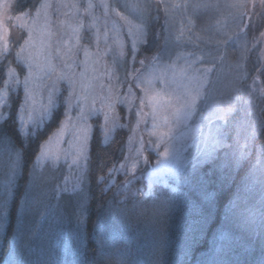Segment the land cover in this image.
<instances>
[{
	"label": "trees",
	"instance_id": "16d2710c",
	"mask_svg": "<svg viewBox=\"0 0 264 264\" xmlns=\"http://www.w3.org/2000/svg\"><path fill=\"white\" fill-rule=\"evenodd\" d=\"M243 1L241 17L237 14L240 27L237 21L234 29L226 32H237L247 44L238 78L232 84L236 87L223 105L229 107L230 113L218 129L221 147L203 163L194 155L188 156L178 177L150 185L138 178L125 188L118 179L110 183V173L120 158L128 130L121 127L104 139L100 119L96 118L88 143L83 173L86 175L81 177L79 191L72 194L66 188L60 189L55 196L50 192L57 184L53 183V173L48 174L46 168L39 172L35 166L39 147L64 117L63 106L58 104L51 119L38 130L19 134L16 115L21 93L11 94L0 114V135L13 142L0 143V209L4 208L6 193L8 203L7 216L0 211V264H11L13 258L20 264H81L85 250L87 264H262L264 1ZM34 2L20 0L10 15H18L21 7ZM160 3L148 2L153 19L145 32L153 36L140 46L131 67L127 65L126 50L121 67L124 72L140 69V60H145V65L162 48L165 11ZM9 21L12 43L16 45L22 33ZM9 62L0 63V89L5 81L3 64ZM253 130L255 137L251 136ZM13 146L16 152H22L15 179ZM259 167L254 182V170ZM171 187H176L177 192H170ZM164 192L168 193V203L146 215L117 211L128 193H135L138 200H147L153 193ZM81 194L87 204L83 225L74 214ZM252 214L256 224L245 229ZM78 230L83 235H78Z\"/></svg>",
	"mask_w": 264,
	"mask_h": 264
},
{
	"label": "rangeland",
	"instance_id": "374dc122",
	"mask_svg": "<svg viewBox=\"0 0 264 264\" xmlns=\"http://www.w3.org/2000/svg\"><path fill=\"white\" fill-rule=\"evenodd\" d=\"M161 1L160 5L163 6L165 11V23L163 24V43L162 48L158 53L152 55L148 62L143 66H140L138 73L141 75H148L150 72L158 71L161 67L166 65H173L177 71L181 67H186L185 60H196L195 67L201 70V73L207 71L206 83L203 86V94L200 99L197 100V108L192 120L187 123L177 122L171 116V110L167 113H161L160 123H163L165 115L169 116V128L171 132L164 137L169 147L168 156L164 155V144L159 141L158 136L150 135L154 129L152 127V117L149 115L137 123V117L135 111L130 114L121 107L118 109L119 114L122 117V127L128 130V136L123 146L122 152H120V158L115 168L120 169V165L127 163L126 170H120L118 172H111L112 178L110 183H114L115 179L122 182L125 185L128 180H131L132 184L138 178H144L149 185L152 182L158 180H170L176 176L170 171L176 159H187L188 156L199 155V152L204 147L205 138H217L219 136V130L223 119L230 113V109L225 105L226 99L230 96L232 88L236 87L232 85L238 78V67L241 65V60L244 56L245 45L247 44L245 38H239L237 32L229 33L228 30H233L234 24L237 23L238 18L242 15L243 0H155ZM255 0L254 2H259ZM264 1V0H261ZM43 2V0H40ZM53 5L57 4H79L86 5L91 2L93 5H97L101 0H48ZM111 5L119 4L117 8L122 15L127 19L132 20L133 23H138L144 12V6L151 3V0H106ZM241 7V8H240ZM237 10V11H235ZM239 12V13H238ZM237 18V19H236ZM3 19V27H0V48L3 46V37L5 36V29H7V37L10 41V47L12 48V55L9 61L15 60V52L19 50V45L23 43L24 39H27V31L19 29L18 32L22 33L20 42L16 45L12 43L11 31L8 28L7 17H0ZM80 19L84 23V27L81 29L80 35L82 37L80 44L83 47H77L74 38L71 37V29L75 27L76 21ZM52 30H53V64L56 69V75L67 73L69 69L65 67V64L74 63L75 67L71 71L75 72L77 76L78 85L77 91L83 89V94L88 96V102L91 103L93 98L97 101V107H100V99H102L108 92V88L113 86L118 90L127 91L128 87L133 86L132 76L126 75L122 70L124 59L126 54L121 57L119 54L120 43L122 42L124 53L128 49L127 65L132 66L133 57L129 55L131 51V38L127 34V29L117 33L112 30L113 24L119 28L123 21L119 17L112 13L109 17L103 15V9L93 8L89 14H84L83 9H68L56 8L52 9L51 13ZM236 20V21H235ZM240 21V20H239ZM238 21V22H239ZM11 25H18L19 22L14 19L11 21ZM214 26H211V24ZM241 22H239L240 27ZM211 28H217L212 30ZM146 31V30H145ZM107 33V37L105 36ZM232 35V36H231ZM107 39V45L105 40ZM138 46V49L140 46ZM262 46H264V37L262 38ZM60 48L59 57L55 54V48ZM87 47L88 51L92 54L88 58L87 72L84 78L80 79V72L83 71V62L85 60L83 48ZM108 51L105 54V48ZM70 48L75 49V54L68 58V52ZM99 52L100 56L96 53ZM102 57V58H101ZM155 57V59H153ZM99 60V63H97ZM7 69L5 68V80L7 79ZM121 73V74H120ZM55 75L53 76V79ZM21 81L23 76H20ZM117 80L118 84L117 85ZM103 86V87H101ZM175 87V85L173 86ZM66 85L62 84L61 94H58L57 105L62 104L64 112L63 122L67 127L62 133V140H57V136L61 134V122L56 130L49 136L52 138L49 141V137L44 141L43 145L50 147L52 152L51 159H43L41 161L36 160V170L42 171L46 168L48 174L53 173V183H57L52 189L51 193L55 196L59 193L60 189H67L69 192L76 193L79 191V185L81 177L84 175L85 160L79 158V152L77 143L75 140L78 128L73 127L68 122V118L65 116L66 104L65 96L67 92L64 91ZM5 89L3 83L0 92ZM20 92L21 101L17 110V121L19 122V108L24 100L23 85L21 84L17 90L13 93ZM139 92L138 89H135ZM143 95V93H139ZM234 98V97H233ZM232 98V100H233ZM47 102V94L45 92L38 91L35 97V113L37 117L44 104ZM136 107H139L138 101ZM0 108V114L1 110ZM229 109V110H228ZM149 111L150 109H145ZM71 115L74 117L75 113ZM1 118V117H0ZM26 127L22 130V133L32 131V125L28 123L29 117L25 113ZM94 117L89 123L92 125V131L94 128ZM101 133H103L104 139H108L112 136L115 130L107 132L102 129L104 123L103 116L99 117ZM215 124V126H214ZM223 125V124H222ZM192 127H198L199 132L191 139L188 138V133ZM163 131H168L167 128H162ZM92 134V133H91ZM218 135V136H217ZM91 137V135H90ZM89 137V139H90ZM219 139V138H218ZM157 143L160 144L157 147ZM221 142L218 144V148L221 147ZM216 149V150H217ZM139 153V155H138ZM40 156V152L37 157ZM58 157V159H57ZM125 158H129L125 160ZM194 158V157H193ZM212 158V157H211ZM210 160L207 159L204 162ZM186 162V160H185ZM133 164L136 165L133 170ZM261 170V167L254 170L252 181H256L257 173ZM134 177V178H133ZM52 183V184H53ZM128 184V185H130ZM257 184V182H256ZM125 188V186H124ZM261 193L264 190V186H261ZM52 194V196H53ZM262 201L264 196L261 197ZM242 221L241 223H244ZM249 222L244 225L245 229H248Z\"/></svg>",
	"mask_w": 264,
	"mask_h": 264
},
{
	"label": "snow or ice",
	"instance_id": "6c2138e0",
	"mask_svg": "<svg viewBox=\"0 0 264 264\" xmlns=\"http://www.w3.org/2000/svg\"><path fill=\"white\" fill-rule=\"evenodd\" d=\"M20 0H0V17H7L9 20L18 21V25H13L18 29H23L27 31V39L23 40V43L19 45V50L15 52V60L10 61L7 64H3V67L7 69V79L4 81L5 89L0 92V108L8 105L10 102V97L13 92L22 84L24 100L19 108V122L20 129H18L19 134H22V130L26 127L25 113L28 114V123L32 125L33 129H39L44 125L46 120H50L53 111L57 107L58 94H61L62 84L66 85L64 91L67 92L65 96L66 111L65 116L68 118V122L73 125V127L78 128L75 136V140L78 147L79 158L87 161L88 160V143L89 137L92 133V125L89 123L94 117L99 118L103 116L104 123L102 129L107 135L108 131L115 130L122 127L121 120L122 117L119 114L118 109L123 107L126 112L130 114L135 111L137 117V123L143 120L147 116L152 117V127L154 131L150 135L158 136L159 141L164 144V155L168 156L169 147L167 141L164 137L169 135L171 129L169 128V116L165 115L163 118V123H160L161 113H167L171 110V116L177 122L187 123L192 120L197 108V100L201 98L203 94V86L206 83L207 71L201 73V70L195 67L196 57L193 60H185L186 67H181L179 71L173 65H166L161 67L158 71L150 72L148 75H141L138 71L133 68L126 75H131L133 86L128 87V90L121 91L113 86L108 88L107 94L100 99V107H97V101L93 98L91 103L88 102V96L83 94V89L77 91L78 80L75 72L71 71L75 67L74 63L65 64V67L69 69V72L56 75V69L53 64V30H52V20L51 13L52 9L56 8H76L83 9L84 14H89L91 10L95 7L97 9H103V15L109 17L112 13H115L116 17H119L123 24L117 28L113 24L112 30L114 32H121L124 28L127 29V34L131 38V51L129 55L135 58L138 55V46L146 43L153 36L151 32L146 34L145 28L151 22L153 17L150 14V5L144 6V12L142 13L141 19L138 23H133L132 20L127 19L126 16L122 15L120 11L117 10L119 4L111 5L106 2V0H101L97 5H93L91 2L86 5L79 4H57L53 5L49 3L48 0H35L34 3L25 5L20 8L19 14L12 16L10 13L19 7ZM3 19H0V27H3ZM84 27L82 20L78 19L76 21L75 27L71 29V37L74 38L77 47H83L80 44L82 39L80 32ZM107 37V33H105ZM107 45V39L105 40ZM85 60L83 62V71L80 72V79L82 80L87 72L88 58L92 55L87 47L83 48ZM108 49L105 48V54ZM55 54L57 57L60 55V48H55ZM75 54V49L70 48L68 52V58H71ZM119 54L121 57L125 55L122 42L120 43ZM12 55V48L10 47V41L7 37V29H5V36L3 37V46L0 48V63L3 61H9ZM100 56V53H96ZM102 58V57H101ZM155 59V57H153ZM99 63V60H97ZM145 60H140V64L144 65ZM55 78L53 79V76ZM20 76H23L21 81ZM117 85L118 80H117ZM175 85V87H173ZM103 87V86H101ZM138 89L139 92H136ZM43 91L47 94V102L44 104L37 117L35 113L34 103L36 93L38 91ZM139 93H143L140 95ZM138 101L139 107H136V102ZM145 109H150L145 111ZM74 112L73 117L71 113ZM67 125L61 122V134L57 136V140H62V133ZM162 128H167L168 131H163ZM199 132L198 127H192L188 133V138L191 139L194 135ZM256 132L253 130L251 133L252 137H255ZM52 138L49 137V141ZM218 138H205L204 147L200 150L199 155L196 159L203 163L205 160L211 158L219 144ZM0 143H7L12 145L13 142L9 141V138L0 135ZM160 146L159 143L156 145ZM22 149V148H21ZM12 152L15 154L13 159L12 167V179H15L16 172L21 168L22 152H16L15 147H12ZM40 156L37 157L38 161L43 159H51L52 152L49 146L41 145L39 147ZM139 155V153H138ZM243 155V154H242ZM12 159V157H10ZM58 159V157H57ZM129 158H125L127 160ZM186 166L184 159H176L170 171L174 176L178 177V174ZM127 163L121 164L120 169L113 168V172H118L120 170L127 169ZM133 170H135L136 165L133 164ZM86 175V174H84ZM84 177L82 176V179ZM134 178V177H133ZM131 183V180L124 185L125 187ZM12 180H9V187H11ZM168 188V185H165ZM172 193L177 192L176 187L169 188ZM7 193L4 199V208L0 211L4 212V215L8 214V203H7ZM169 197L168 193H153L148 197L147 200H138L135 193H128L124 197V204L119 207L117 211L121 214H139L146 215L151 211H154L157 207H162L168 203ZM151 201V204L149 203ZM87 211L86 197L82 194L79 196L78 202L74 209V214L80 225H83L84 219L83 214ZM249 224H256V216L252 214L249 216ZM260 227L264 230V218L260 219ZM78 235H83V232L78 230ZM84 260L81 264H87V252L85 250ZM11 264H20L19 260L13 258ZM262 264H264V257H262Z\"/></svg>",
	"mask_w": 264,
	"mask_h": 264
}]
</instances>
